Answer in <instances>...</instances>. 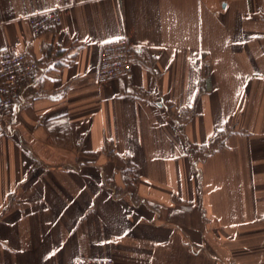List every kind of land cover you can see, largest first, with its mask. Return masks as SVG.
Instances as JSON below:
<instances>
[{
	"label": "crops",
	"instance_id": "crops-1",
	"mask_svg": "<svg viewBox=\"0 0 264 264\" xmlns=\"http://www.w3.org/2000/svg\"><path fill=\"white\" fill-rule=\"evenodd\" d=\"M5 48L39 66L0 118V264H264V0H0Z\"/></svg>",
	"mask_w": 264,
	"mask_h": 264
},
{
	"label": "built area",
	"instance_id": "built-area-1",
	"mask_svg": "<svg viewBox=\"0 0 264 264\" xmlns=\"http://www.w3.org/2000/svg\"><path fill=\"white\" fill-rule=\"evenodd\" d=\"M57 10H47L31 16V29L40 34L60 21ZM133 46L127 36L103 44L97 70L100 82L129 74L133 68ZM39 62L26 51L5 48L0 53V118L12 117L13 108L20 98L24 85L34 75ZM74 264H115L111 257H79Z\"/></svg>",
	"mask_w": 264,
	"mask_h": 264
},
{
	"label": "trees",
	"instance_id": "trees-1",
	"mask_svg": "<svg viewBox=\"0 0 264 264\" xmlns=\"http://www.w3.org/2000/svg\"><path fill=\"white\" fill-rule=\"evenodd\" d=\"M224 130H225V129L220 130V131L218 132V134H220V135L223 134ZM217 139H218V136H216V137L213 139L212 142H213V143L216 142ZM206 147H207V146H203L204 149H205Z\"/></svg>",
	"mask_w": 264,
	"mask_h": 264
},
{
	"label": "rangeland",
	"instance_id": "rangeland-1",
	"mask_svg": "<svg viewBox=\"0 0 264 264\" xmlns=\"http://www.w3.org/2000/svg\"><path fill=\"white\" fill-rule=\"evenodd\" d=\"M224 131H226V130H224ZM228 131H229V129H227V131L225 132V134H227V133H228Z\"/></svg>",
	"mask_w": 264,
	"mask_h": 264
}]
</instances>
